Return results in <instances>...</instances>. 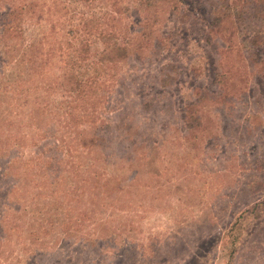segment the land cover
<instances>
[{
	"label": "rangeland",
	"instance_id": "374dc122",
	"mask_svg": "<svg viewBox=\"0 0 264 264\" xmlns=\"http://www.w3.org/2000/svg\"><path fill=\"white\" fill-rule=\"evenodd\" d=\"M17 2L37 12L26 36L40 37L42 56L19 63L25 42L3 38L0 20V78L15 92L0 89V138L27 139L0 144V264H264V78L249 62L264 50L244 45L264 36V0H229L232 16L244 12L239 29L211 42L222 0L157 11L141 0ZM101 30L128 54L104 59ZM162 68L167 92L154 79ZM225 72L236 95L210 101ZM193 104L204 125L190 135ZM13 154L43 161L8 170Z\"/></svg>",
	"mask_w": 264,
	"mask_h": 264
},
{
	"label": "trees",
	"instance_id": "16d2710c",
	"mask_svg": "<svg viewBox=\"0 0 264 264\" xmlns=\"http://www.w3.org/2000/svg\"><path fill=\"white\" fill-rule=\"evenodd\" d=\"M7 1V2H6ZM6 3H9V6H6L7 10L6 11H1L0 12V20H1V27H2V35L3 38H5L6 40H20L22 39L21 42H23L24 40V44H25V51H23L22 53L18 54V58L20 60L19 63L24 64L25 62V58L26 56L29 55L31 61L33 62V64L35 62H39V59L42 56V51L40 49L41 44L40 43V37L37 40V42L35 41V39L32 41V38H27L26 36V32L29 29V26H32L31 21L34 17L37 16V12L34 11L33 9L30 10V7L28 4L23 5L22 3L17 2V0H6ZM142 3L146 6V8L148 10L151 11H157V9H159L161 6L164 5H171L174 4L176 0H141ZM224 9L222 12L218 13V15L215 18V21L212 24L211 30H210V34L207 35V41L211 42V38L213 37L217 32H228L230 34H233L231 31H236V29L239 27V20H242L243 17L242 15H244V12H242L241 10H237L234 11V15L232 16V12H230V5H229V0H222ZM126 10V8H125ZM115 15L121 12H117L115 10ZM193 16V15H192ZM237 21H236V20ZM239 19V20H238ZM116 19H112V21L114 22ZM89 22L85 23L83 25V33L86 35H89L93 29L97 26L94 22H92V20H87ZM236 21V22H235ZM25 28V26H27ZM239 29V28H238ZM107 33V31L105 32V34ZM235 33V32H234ZM103 30L100 31L99 34V38H102L104 40V45H105V49L103 50V55L105 56L104 59H106L107 57L112 55V61H116L121 59L122 57H124V55L126 56L128 54L127 48L122 49L119 46V43L117 42L116 38V34L111 31V33H108L107 35H105ZM152 34V30H151V26L140 30L139 34H138V45L136 48V52H138V54H141V51H144L147 47V43L150 42V40L148 39L149 35ZM105 35V36H104ZM33 36H40L38 35H34ZM32 36V37H33ZM26 37V39H25ZM253 45L255 47H264V36L257 34L254 35L252 38L249 39L248 43H244L245 46L248 45ZM217 45V44H216ZM230 45H234L233 43H230ZM130 46V44H129ZM165 48H169L170 47V43H167L166 46H164ZM262 47V49L264 50V48ZM160 49V48H159ZM234 49H238V48H234ZM154 50H157L154 47ZM223 50V49H222ZM224 50H228V49H224ZM89 51V45H85L82 44L81 48H80V60H85L87 56H82V53H87ZM168 52V50H167ZM249 62L252 65L251 67L257 71L259 73L260 76H262V78H264V54L262 56V58H260L258 55H254V56H250L249 57ZM166 68H168L169 66H165ZM164 67V68H165ZM162 68L160 69V72H156L154 75V79L157 81V84L160 86V88H163L164 92H167V90L169 88H171L173 86V76L171 73H167L164 72L165 69ZM168 70V69H166ZM66 74L65 76L68 77L71 81L72 78L74 76V73L69 71L68 68H66ZM235 78L234 74L231 72H225L223 75H221V77L219 78V85H220V89L222 90L220 94H218V97H213L211 99H209L210 101L216 102V103H221L224 104L225 102L231 101V97H233L234 95H236L235 90L231 91V85H229V83L232 81V79ZM0 78V86L3 83L4 87H1L0 89L4 90V91H9L12 93L13 92V87H10V83L9 82H3ZM5 79V78H4ZM233 84V83H232ZM235 88V87H233ZM249 94V93H248ZM248 94H241L240 97L241 99H250V96H248ZM7 96V95H6ZM229 99V100H228ZM257 99H262V97H258ZM205 100L202 99L201 102ZM201 104V103H200ZM200 106V105H199ZM193 111L191 113H185V117H184V122L187 123L189 122H194V128H188V130H190V135L191 132L192 133H196V131L198 130V128L204 123H203V118L201 119V116H198V114L200 115V113L197 111L195 112L194 109L197 108V106L194 107V104L192 105ZM242 128L244 129V126H242ZM15 140L11 141L14 138H8V136H6V138H0V144H5L7 145V148L5 147L4 149H6V151L8 152L13 151L11 149H14L17 145L22 146L21 142L22 141H27V139L25 137H18V134H15ZM189 134L187 135L186 133V137H188ZM32 140L31 138L29 139V141ZM2 145H0L1 147ZM2 158H0V162H2ZM43 161V159L39 158V155L37 156H30L27 154H19V156H16L15 154L11 155V158L9 159L8 163L5 166L6 169L11 170V168L16 164L21 162L22 166L26 169H32L34 168L37 164L41 163ZM17 166V165H16ZM19 166H21L19 164ZM15 167V166H14ZM5 169V170H6ZM257 183V182H256ZM7 188V185H6ZM13 188V187H12ZM11 188V189H12ZM8 194H5L3 192V202L1 205V209L4 210V206L7 204L10 205L12 204V198H8L5 199L6 196ZM259 205L253 206L252 207V211L255 210H260L258 208ZM264 207V206H263ZM253 213V212H252ZM251 212H246L244 215L243 213L241 214L240 218H238V220L240 221L243 218H247L248 216H250L252 214ZM261 213H263L261 211ZM258 217H254V219H257ZM237 227L239 228V225H235V228L237 229ZM233 229V228H232ZM243 232V231H242ZM226 247V246H225ZM234 255V254H232ZM192 263V262H191ZM190 263V264H191Z\"/></svg>",
	"mask_w": 264,
	"mask_h": 264
}]
</instances>
